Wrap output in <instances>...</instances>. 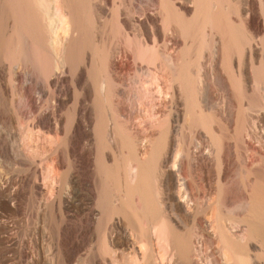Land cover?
Listing matches in <instances>:
<instances>
[{
  "label": "bare ground",
  "instance_id": "obj_1",
  "mask_svg": "<svg viewBox=\"0 0 264 264\" xmlns=\"http://www.w3.org/2000/svg\"><path fill=\"white\" fill-rule=\"evenodd\" d=\"M154 1L0 0V264H264V0ZM107 28L147 69L153 136L115 102ZM41 80L72 117L41 109Z\"/></svg>",
  "mask_w": 264,
  "mask_h": 264
},
{
  "label": "rangeland",
  "instance_id": "obj_2",
  "mask_svg": "<svg viewBox=\"0 0 264 264\" xmlns=\"http://www.w3.org/2000/svg\"><path fill=\"white\" fill-rule=\"evenodd\" d=\"M125 2H126V4L128 5L129 3H130V1H132L131 2V4H129V5H132L133 7V10H134V12H135V14H136V16H138L139 14H140V17L141 16H143L144 15V13H146V12H151L153 9L152 8H147V6H145L146 5V0H124ZM134 1V2H133ZM139 1V2H138ZM142 1V2H141ZM156 1V4L158 3L157 1L158 0H155ZM154 1V2H155ZM144 2V3H143ZM136 3V4H135ZM138 3V4H137ZM142 5H143V7H142ZM135 8V9H134ZM144 8V9H143ZM147 8V9H146ZM137 11V13H139L138 15H137V13H136V11ZM142 10V11H141ZM147 10V11H146ZM144 11H146V12H144ZM141 12V13H140ZM141 14H143V15H141ZM139 17V16H138ZM237 19V18H236ZM235 19V20H236ZM108 29V28H107ZM105 30V34H104V39H105V46H106V48L108 49V47H112V49H113V46H114V49H115V51H114V49H113V51L115 52V54H117V55H115L114 53H113V55H115L114 57H112V60H111V64H110V66H111V68H110V72H111V75L113 76V78L117 81V82H119V83H123L122 85H121V88H118V92L119 93H117V97L115 98V102H120L121 103V107H122V110L125 112H123L124 113V116L126 117H131L132 118V121H134V122H132L133 123V127H137L136 128V130L139 132V136H146L147 134L148 135H150V136H153L155 133H156V131L152 128V124L151 123H149V120H148V111H150V112H152L153 110L155 111V110H157V108H158V102H157V97H153V98H157L156 100H154L153 98H151V99H149V100H151L152 101V104L151 103H149L150 101L148 100L147 102H146V104L145 105H143L142 106V104H140L141 103V101H142V99L140 100V98H138L139 97V95L141 96L142 94L141 93H139V91L141 92V88H140V81H146L147 82V77L145 76V75H147V69H146V67L145 66H138V65H136L135 63H134V61H133V59L131 58V55L130 54H128L129 52V50H128V47H125V46H123V39H121V35H118V41H119V46L117 45V43H112L113 45L111 46V42H107V41H112L111 39H112V32L110 31V28L108 29V30ZM111 33H110V32ZM119 32V31H118ZM109 34V35H108ZM110 36V38H108ZM120 38V39H119ZM108 39V40H107ZM122 41V42H121ZM107 42V43H106ZM115 44V45H114ZM122 45V46H121ZM121 46V47H120ZM120 47V48H119ZM125 47V48H124ZM118 50H117V49ZM126 48H127V50H126ZM125 49V50H124ZM117 52V53H116ZM127 54H128V56H127ZM124 56H127V61H129V62H127L126 61V59L124 60V58H126V57H124ZM129 58V59H128ZM115 60V61H114ZM130 60H132V61H130ZM115 63V64H114ZM125 63V64H124ZM136 65V66H135ZM124 66V67H123ZM121 68V69H120ZM143 68V69H142ZM128 69V70H127ZM28 70V69H27ZM32 70L35 72V73H37L38 72V70L35 68H32ZM31 70V71H32ZM127 70V71H126ZM37 71V72H36ZM139 71L140 72V74L138 75L137 74V72ZM114 72V73H113ZM121 74H120V73ZM124 72V73H123ZM143 73V76H142V73ZM34 73V74H35ZM130 73V74H129ZM123 74V75H122ZM137 74V75H136ZM206 74V75H205ZM209 76H208V75ZM216 74L218 75V77L219 78H217V76H216ZM216 74L215 75H213L211 72H210V66L209 67H207V65L206 66H204V78H205V80H206V88H207V90H208V94L211 96V98L213 99V101L217 104L216 105V112H222V116H223V114H227V116H226V114H225V116H223V117H220L221 116V113H219L220 114V118H222L223 119V123L226 125V124H230L232 127L234 126V119L236 118V114H237V110H236V105H235V103H228L224 108H226L227 106V112H226V110H223L224 108L222 107V105L223 104H221L222 102H223V99H225V98H228V95H229V89L228 88H226V87H223V86H221L219 83H218V86H216L217 84V80H219L221 77H220V73L219 72H216ZM211 75V76H210ZM130 76V77H129ZM129 77V78H128ZM144 77V78H143ZM146 77V78H145ZM211 77V78H210ZM214 77H216L215 79H216V83L215 82H213V79H214ZM130 78H131V80H130ZM133 78V79H132ZM207 78V79H206ZM213 78V79H212ZM126 79H128V80H126ZM135 79V80H134ZM140 79H142V80H140ZM132 80H134V81H132ZM137 80V81H136ZM208 80V81H207ZM130 81V82H129ZM139 81V82H138ZM130 84H129V83ZM134 83V84H133ZM210 83V84H209ZM43 84V85H42ZM132 84V85H131ZM136 84V85H135ZM213 84V85H212ZM216 84V85H215ZM40 86H42V88H43V90H45L46 91V89H47V92L49 91L48 90V87L46 88L45 86H47V85H45V82H43V80H41L40 81ZM46 88H44V87ZM129 86V87H128ZM133 87V89H130V88H132ZM140 88V90H139V88ZM213 87V88H212ZM220 87V88H219ZM222 87V88H221ZM128 88V89H127ZM137 88V89H136ZM218 88V89H217ZM127 90V91H126ZM131 90V91H130ZM135 90V91H134ZM221 90V91H220ZM130 91V92H129ZM218 91V92H217ZM210 92V93H209ZM50 92H48V94L46 93V95H41V99H40V107H41V109H56L55 111H57V113L55 112V114H56V117H59V116H62V114H63V116H64V118L66 119L67 118V116H69V117H72V115H73V111L72 110H74V105H75V96H74V92L73 93H71V95H70V97H68V99L66 100V104H64L63 106H57V104L55 103V101H54V97L55 96H53L52 95V93H50ZM120 93H121V95H120ZM216 93V94H215ZM128 94V95H127ZM119 96H121V97H119ZM123 96V97H122ZM137 96V97H136ZM142 97V96H141ZM20 97L19 96H16V102L18 103L17 105H19L20 104V106H23V103H22V100H21V102H20V99H19ZM119 98H120V100H119ZM214 98L216 99V100H214ZM220 98V99H219ZM2 99V98H1ZM0 99V113L2 112V111H4V110H6V105H5V103H4V101L3 100H1ZM80 100H82V99H80ZM119 100V101H118ZM139 100V101H138ZM220 100V101H219ZM128 101V102H127ZM138 103V104H137ZM148 103H149V105H148ZM221 105H220V104ZM123 104V105H122ZM125 104V105H124ZM233 104L235 105V106H233ZM141 105V106H140ZM74 106V107H73ZM156 106V107H155ZM218 106V107H217ZM222 107V108H221ZM149 108V109H148ZM217 108H219V109H217ZM221 109V110H220ZM230 109V110H229ZM235 110V111H233V110ZM67 111V112H66ZM147 111V112H146ZM70 112V113H69ZM223 112H225V113H223ZM141 113V114H140ZM147 113V114H146ZM229 113V114H228ZM233 113V114H232ZM139 114H140V116H139ZM218 114V113H217ZM230 114L232 115V116H234V117H230ZM59 115V116H58ZM62 116V117H63ZM143 116V117H142ZM146 116V117H145ZM126 117V118H127ZM134 117V118H133ZM142 118H145V119H142ZM229 119V120H227V119ZM30 120H28L26 123H28ZM146 121L148 122V123H146ZM230 123H229V122ZM145 122V123H144ZM264 122V121H263ZM261 123V135L262 136H264V132L262 133V131H264V127H263V125H264V123ZM135 123H137V124H135ZM135 124V125H134ZM149 124V125H148ZM145 125H148V126H145ZM12 127L16 130V131H18V127H17V125L15 124V121H13L12 122ZM142 127H144V128H142ZM146 127V128H145ZM144 129V130H143ZM147 129L149 130L148 132H147ZM151 129H152V131H151ZM141 130H143V131H140ZM142 132H144V133H142ZM151 132V133H150ZM147 133V134H146ZM140 134H142V135H140ZM144 134V135H143ZM188 137V134H186V138H185V140L186 141H188L189 140V138H187ZM263 140H264V137H263ZM199 156V154H197V157ZM199 159V167H198V170H199V173H200V176L201 177H205L206 175V177H208V175H209V178H212L215 174H216V169L214 168L215 167V164L214 163H212V162H209V163H206V162H204L203 163V161L202 160H200V157H198ZM201 163V164H200ZM203 163V164H202ZM206 163V164H205ZM208 165V166H207ZM202 166V167H201ZM201 170V171H200ZM209 171V172H208ZM235 170H233V168L231 169L230 168V171H229V176H231V178H233V176H235ZM209 173V174H208ZM199 175V174H198ZM205 175V176H204ZM213 175V176H212ZM18 179V180H17ZM17 179H15V181H14V187H18L19 189L21 188V185H20V180H19V178H17ZM17 181L19 182V183H17ZM209 182L210 183H212V180L210 181L209 180ZM18 184V185H17ZM208 183H206V185H207ZM7 215V214H6ZM18 217H17V223H18V225H17V228L19 227V225L20 224H23V219H21V217H20V215H17ZM7 218H8V220H7V222H9V226H11V228H10V230H13V231H9L10 233H12L13 232V234L14 233H16V234H20L21 235V233H22V231H21V228H16V225H14L13 226V222L16 220V217H15V215L14 214H11V213H9V215H7ZM12 219V220H11ZM11 224V225H10ZM20 230V231H19ZM21 232V233H20ZM17 236H19V235H17ZM12 253L13 254H18L19 253V248H14L13 250H12Z\"/></svg>",
  "mask_w": 264,
  "mask_h": 264
}]
</instances>
